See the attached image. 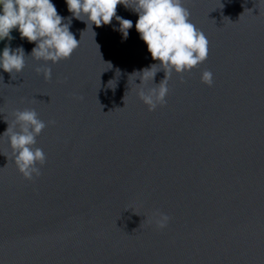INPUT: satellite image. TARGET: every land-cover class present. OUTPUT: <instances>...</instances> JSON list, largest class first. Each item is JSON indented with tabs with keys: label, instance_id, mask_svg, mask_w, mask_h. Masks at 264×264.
<instances>
[{
	"label": "water",
	"instance_id": "obj_1",
	"mask_svg": "<svg viewBox=\"0 0 264 264\" xmlns=\"http://www.w3.org/2000/svg\"><path fill=\"white\" fill-rule=\"evenodd\" d=\"M52 3L79 41L70 59L36 60L18 30L0 41V55H26L21 73L0 69V264H264V0H184L209 55L184 83L173 72L155 111L139 93L165 71L142 84L159 62L138 14L118 6L133 22L124 38L115 18L88 28ZM25 109L47 125L34 182L4 135ZM156 211L170 217L164 230Z\"/></svg>",
	"mask_w": 264,
	"mask_h": 264
},
{
	"label": "clouds",
	"instance_id": "obj_2",
	"mask_svg": "<svg viewBox=\"0 0 264 264\" xmlns=\"http://www.w3.org/2000/svg\"><path fill=\"white\" fill-rule=\"evenodd\" d=\"M66 4L72 16L85 21L88 28L111 25L115 18L124 38L128 37L133 22L117 15L118 6L123 5L138 14L136 31L147 45L152 59L159 62L143 71L142 84L148 77L154 80L159 72L157 65L165 71V79L157 87L139 93L149 111L166 104L167 85L173 72L179 74L181 83H184V74L198 69L208 58L209 41L191 23V13L184 6V0H66ZM13 30H18L21 38L36 44L31 56L45 63L56 64L70 59L79 46V41L70 31V21L64 23L52 0H0V41L11 40ZM25 56L22 47L13 50L5 46L0 55V69L11 76L21 73L25 68ZM36 71L42 73L45 80L52 79L50 67L37 68ZM201 82L212 87L213 73L203 71ZM79 99L82 101L83 97ZM13 115L14 120L4 135L8 137L19 173L25 180L34 182L42 175L41 168L47 162L43 149L36 147L37 137L47 125L39 119L35 109L17 110ZM49 124L55 125V121H49ZM153 215L158 229L168 227V215L160 211Z\"/></svg>",
	"mask_w": 264,
	"mask_h": 264
}]
</instances>
